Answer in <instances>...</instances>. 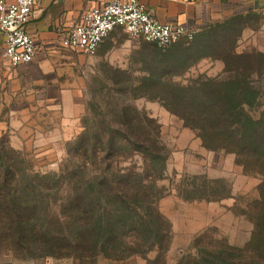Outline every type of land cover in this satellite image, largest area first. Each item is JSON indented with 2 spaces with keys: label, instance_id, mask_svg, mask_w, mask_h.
I'll list each match as a JSON object with an SVG mask.
<instances>
[{
  "label": "rangeland",
  "instance_id": "rangeland-1",
  "mask_svg": "<svg viewBox=\"0 0 264 264\" xmlns=\"http://www.w3.org/2000/svg\"><path fill=\"white\" fill-rule=\"evenodd\" d=\"M223 36L213 33L204 39L207 45L201 47L195 39L161 50L153 43L132 40L123 30L112 34L96 56L91 60L87 57L82 66V96L78 100L85 103L86 111L79 121H0V157L12 158L11 171L18 175L20 189L26 188L36 174L101 173L103 167L99 164L86 170L84 150L76 144L84 123H89L91 152L102 148L99 139L106 136L109 123H154L151 131L157 132L165 148V171L157 183L163 197L158 209L161 212L163 199L180 200L170 209L171 219L165 216L172 226V242L164 264H217L218 259H228L226 246L245 249L254 231V223L245 213L253 209L264 192V148L251 156L211 150L204 146L199 132L186 124L208 122L198 118L197 112L211 111L214 100L220 98L230 103L229 110L236 115L234 121L264 123V57L236 58L232 37ZM207 56L214 61L225 60L227 71L221 73L215 64L216 70L209 76L212 62L202 61ZM245 80L249 86H240ZM209 81H216L219 87L203 85ZM33 105L39 107L37 102ZM167 107L179 116L172 115ZM28 116L39 118L37 113ZM124 145L122 167L144 169L142 156L135 154L137 147ZM42 197L38 199L42 201ZM57 201L55 196L42 203L49 202L54 208ZM198 215L199 229L194 227ZM58 222L55 217L46 221L55 232L60 231ZM135 229V234L142 237L141 229ZM120 231L124 240L132 239V230ZM199 237V249L193 250L192 244ZM156 257V250L123 259L10 254L0 257V264H154Z\"/></svg>",
  "mask_w": 264,
  "mask_h": 264
},
{
  "label": "trees",
  "instance_id": "trees-1",
  "mask_svg": "<svg viewBox=\"0 0 264 264\" xmlns=\"http://www.w3.org/2000/svg\"><path fill=\"white\" fill-rule=\"evenodd\" d=\"M242 84L249 86L246 80L239 83ZM203 85L219 87L216 81ZM229 106L226 99H216L211 111L197 112L198 118L209 123L186 124L199 132L208 149H222L238 156L256 155L264 148V123L234 121L236 115ZM152 124L109 123L106 136L99 139L102 148L91 152L89 123H84L76 144L84 150L86 170L97 164L103 167L98 175L69 171L36 174L21 190L18 175L11 171L12 158L0 157V257L25 254L38 258L123 259L156 250L154 264H164L172 242V226L158 209L163 197L157 183L165 171V148L157 132L151 131ZM124 144L137 147L135 154L142 156L144 169L122 167ZM39 195L44 197L42 201ZM55 196L58 201L54 208L49 202L42 203ZM245 215L254 223L251 242L245 249L226 246L228 259H218L217 264H264V192ZM50 217L59 218V232L46 223ZM111 220L117 224H110ZM121 228L132 230L130 241L120 236ZM135 228L141 229L142 237L135 234ZM200 243L199 237L192 249H199Z\"/></svg>",
  "mask_w": 264,
  "mask_h": 264
},
{
  "label": "crops",
  "instance_id": "crops-1",
  "mask_svg": "<svg viewBox=\"0 0 264 264\" xmlns=\"http://www.w3.org/2000/svg\"><path fill=\"white\" fill-rule=\"evenodd\" d=\"M108 1L40 0L28 25V31L37 49L35 60L28 65L13 67L10 64L5 57V37L0 32L1 122L55 123L60 119L61 123H65L66 120L73 123L84 116L85 103L78 100L82 96V66L87 57L91 60L96 54L87 56L67 50L62 44V39L70 26L81 22L85 11L100 7ZM139 2L159 22L179 24L194 30L196 32L194 40L200 44H206L204 39L210 38L213 33H221L224 35L223 39L232 37L233 56L236 58L246 55L264 57V0H139ZM202 61L212 62L208 75L215 72V64H218L221 73L226 70L225 60L214 61L211 56H207ZM24 101L26 103H20ZM35 102L39 107L33 105ZM40 103L43 104L42 107ZM13 106L19 108L15 109ZM31 113H37L39 118H30L28 114ZM175 200L170 197L161 202V212L168 219H171V207L179 204L180 200ZM200 225L198 215L194 227L199 229Z\"/></svg>",
  "mask_w": 264,
  "mask_h": 264
},
{
  "label": "built area",
  "instance_id": "built-area-1",
  "mask_svg": "<svg viewBox=\"0 0 264 264\" xmlns=\"http://www.w3.org/2000/svg\"><path fill=\"white\" fill-rule=\"evenodd\" d=\"M39 2L0 0V32L6 41L5 57L13 67L28 65L36 58V44L28 25ZM118 30L134 41L144 40L161 49L193 41L196 35L186 26L159 22L139 0H109L85 11L81 22L66 30L62 44L67 50L93 55Z\"/></svg>",
  "mask_w": 264,
  "mask_h": 264
}]
</instances>
